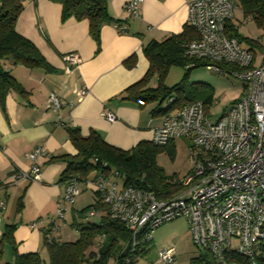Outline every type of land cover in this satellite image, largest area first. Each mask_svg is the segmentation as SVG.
Returning a JSON list of instances; mask_svg holds the SVG:
<instances>
[{
	"label": "crops",
	"instance_id": "1",
	"mask_svg": "<svg viewBox=\"0 0 264 264\" xmlns=\"http://www.w3.org/2000/svg\"><path fill=\"white\" fill-rule=\"evenodd\" d=\"M130 1H106L113 20L101 26L98 41L91 37L86 19L72 16L63 20L61 5L50 0H27L16 20V31L38 47L51 69L6 66L19 82L20 91H10L3 106L0 104V198L6 205L0 212V264H15L17 255L35 251L46 264L49 252L44 227L50 220L60 227L58 241L74 240L64 235L60 221L64 224L69 215L74 220L76 206L80 211L87 205H76L74 199V203L65 204L62 219L56 215L65 193L61 176L65 164L59 157L76 154L68 128H79L83 136L93 129L108 143L128 150L142 140L151 141L152 129L161 125L165 113H152V102L140 107L122 95L148 70L144 46L179 34L188 25L187 4L192 0H142L138 15L128 10ZM252 39L255 45L243 46L252 48L257 57L264 41ZM69 52H76L80 60L67 71L64 54ZM130 56L133 63L125 64ZM82 87L88 94L79 98L76 91ZM51 92L64 103L59 112L46 105ZM103 111L117 118L110 123L102 117ZM37 146H43L46 153L37 161L41 180L9 182L14 172L31 168L28 154ZM87 177L82 183L94 190L86 182L96 177L95 172ZM9 230L11 236L7 237ZM99 239L98 247L105 242V237Z\"/></svg>",
	"mask_w": 264,
	"mask_h": 264
},
{
	"label": "built area",
	"instance_id": "2",
	"mask_svg": "<svg viewBox=\"0 0 264 264\" xmlns=\"http://www.w3.org/2000/svg\"><path fill=\"white\" fill-rule=\"evenodd\" d=\"M140 1L131 0L127 5L132 15L139 14ZM236 7V0H192L187 4V24L196 32L195 38L181 45L183 55L190 61L187 66L200 63L208 70L239 78L244 87L230 109L215 121L209 120L205 104L199 100L165 113L161 125L154 129L151 141L155 145L177 138L188 142L193 167L180 181L179 191L160 198L149 190L120 185L101 173L86 182L107 207L111 218L129 231L128 244L133 254L145 241L152 240L157 226L185 217L193 244L208 251L216 264L264 261V46L262 59L257 62L252 48L244 47L236 37L227 34L226 22L234 18ZM64 55L65 68L70 71L79 63V55L76 52ZM76 92L79 98L88 94L83 87ZM173 101L172 96L169 102ZM46 105L59 112L64 103L51 92ZM102 115L109 121L117 118L110 111H103ZM58 124L63 125L62 120ZM45 154L43 146L35 147L28 154L31 168L14 172L8 181H40L41 167L37 161ZM80 183L75 176L64 181L58 218H63L65 204L74 203ZM5 207L4 199L0 198V212ZM85 214L100 215L95 208ZM59 229L50 220L44 227L46 240H57ZM175 255L174 247L162 248L157 252L155 264H174ZM131 257L125 256L123 264H130Z\"/></svg>",
	"mask_w": 264,
	"mask_h": 264
},
{
	"label": "trees",
	"instance_id": "3",
	"mask_svg": "<svg viewBox=\"0 0 264 264\" xmlns=\"http://www.w3.org/2000/svg\"><path fill=\"white\" fill-rule=\"evenodd\" d=\"M27 0H0V104L3 106L4 100L10 91L19 90V82L12 76L6 66L21 64L28 68H42L50 70L51 66L28 38L16 31V20L23 12V7ZM58 3L62 7L61 18L66 20L74 17L77 20H87L88 30L91 37L98 41L101 26L113 20L108 14L107 0H50ZM240 5L245 15H249L260 24H264V0H240ZM227 34L234 36L243 44L255 45L250 37H243L238 34V25L233 21H227ZM194 29L190 25H185L179 34H171L164 40H151L143 48L148 60L149 67L144 77L136 83L125 88L122 99L136 103L144 107L153 101H169L174 97V101L163 109L154 107L152 113H167L175 107H182L187 103L199 101L195 93L199 90L207 91L205 108L213 101L212 90L209 85L200 83V88L190 94L185 95L184 90L178 86L167 87L160 83L157 87L149 85L151 79L158 75L161 79L170 66L179 65L185 69L186 75L191 69L196 68L200 63L187 66L190 61L183 55L181 45L184 41L195 38ZM133 56L125 59V64L131 65ZM178 95V96H177ZM180 96V97H179ZM177 102V103H176ZM69 139L76 149V154L62 155L59 159L65 164L61 173L65 180L69 176L78 177L81 182L87 180V176L92 172L108 175L113 181L120 185L133 186L141 190H149L154 196L167 198L178 192L182 187L180 181H172L165 175L162 169L154 160L159 147L152 141L142 140L128 150L121 149L116 145L108 143L95 130H91L88 136H83L79 128H68ZM116 174L117 176H115ZM97 209L100 213L98 222L87 223L78 226V237L71 241H48L47 250L49 252L46 264H83L85 260L90 264H107V260L114 256L115 264H123L125 256H132L131 245L128 244L131 238L129 231L124 224L111 218L107 207L95 199L94 204L87 205L78 212L84 215L86 211ZM101 212L103 214H101ZM86 215V214H85ZM6 236H11V230L6 232ZM100 237H108L107 242H103L96 251L90 250ZM143 247H137L134 253H144ZM127 244V245H126ZM117 253V254H115ZM134 262V256L131 257ZM40 254L24 253L17 255L15 264H42ZM130 263V264H131ZM264 264V261H260ZM189 264H216L213 256L207 251H203L192 258Z\"/></svg>",
	"mask_w": 264,
	"mask_h": 264
},
{
	"label": "rangeland",
	"instance_id": "4",
	"mask_svg": "<svg viewBox=\"0 0 264 264\" xmlns=\"http://www.w3.org/2000/svg\"><path fill=\"white\" fill-rule=\"evenodd\" d=\"M236 1L237 7L235 8L236 11L233 19L238 25V34L243 37L247 36L254 39L260 37L262 41H264V24H260L245 15L241 8L240 0ZM241 44L243 45V43ZM261 59V55L258 54L257 62H260ZM184 73L185 69L183 67L179 65L170 66L161 79H159L158 75H155L151 79L149 85L152 87H157L160 83L167 87L178 85L184 90L187 96L190 94L193 95L194 92L200 88L199 82L209 85L212 90L213 100L215 101L206 108L210 121L217 120L224 112L228 111L231 103L240 97L239 95L244 87V83L239 78L224 73L221 74L211 69L208 70L203 65H198L196 68L191 69L188 75ZM195 94L196 98H200L201 101H204L207 91L199 90L198 93ZM152 103V107H156L157 109L167 108L171 104L167 99L163 100L162 103H159V101H153ZM171 110L172 109L168 110V112ZM102 117L110 123L114 122L109 121L104 115H102ZM153 133L154 129L151 131V139ZM187 143L186 139L178 138L175 141L168 142L164 146L159 147L158 152L155 154L154 160L157 165L172 181H181L190 173L193 167V161L189 158ZM80 185V193L75 197L74 201L77 202L76 205L94 204L97 198L95 191L86 187L82 182ZM76 208L74 220L73 217L69 215L64 224L60 221L61 230L64 235L68 238L72 237L74 240L78 237V226L82 227L87 223H95L100 218L98 216L88 217L78 214V208L80 207L76 206ZM152 235L153 239L144 246L145 252L134 253V262L131 264H155L157 252L162 248L174 247L176 251L174 264H189L190 259L203 252L197 245L193 244L192 233H190L188 221L185 217L172 219L157 226ZM99 240L96 242L95 247H98L100 243ZM107 241L108 237L105 238V242ZM113 260L114 256H111L107 261L108 264H113ZM89 263L90 262L87 260L83 262V264Z\"/></svg>",
	"mask_w": 264,
	"mask_h": 264
}]
</instances>
